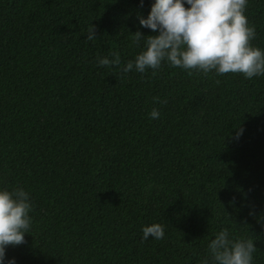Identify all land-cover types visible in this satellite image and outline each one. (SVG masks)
I'll return each mask as SVG.
<instances>
[{"label": "trees", "instance_id": "16d2710c", "mask_svg": "<svg viewBox=\"0 0 264 264\" xmlns=\"http://www.w3.org/2000/svg\"><path fill=\"white\" fill-rule=\"evenodd\" d=\"M151 3L0 0V187L33 203L16 264H199L221 227L264 264V75L122 72ZM245 15L264 49V0Z\"/></svg>", "mask_w": 264, "mask_h": 264}, {"label": "clouds", "instance_id": "9594fccd", "mask_svg": "<svg viewBox=\"0 0 264 264\" xmlns=\"http://www.w3.org/2000/svg\"><path fill=\"white\" fill-rule=\"evenodd\" d=\"M247 4L248 0H152L147 16L138 17V21L153 34L132 32V43L140 51L121 71L154 72L166 62L170 67L203 74L241 73L246 79L264 75V49L251 44L256 31L245 15ZM96 36L95 26L90 24L86 39L92 41ZM96 63L119 66L120 58L111 53L98 56ZM149 116L155 119L160 113L154 107ZM242 131H237V137ZM32 208L23 187H0V264H16L6 249L24 243V234L30 233ZM141 231L142 240L149 236L160 240L165 235L164 225L158 222L142 226ZM256 249L253 239L234 238L228 228L221 227L208 239L199 264H253Z\"/></svg>", "mask_w": 264, "mask_h": 264}]
</instances>
